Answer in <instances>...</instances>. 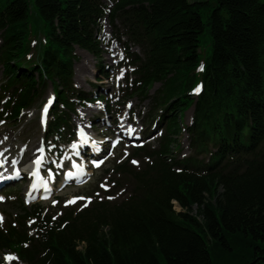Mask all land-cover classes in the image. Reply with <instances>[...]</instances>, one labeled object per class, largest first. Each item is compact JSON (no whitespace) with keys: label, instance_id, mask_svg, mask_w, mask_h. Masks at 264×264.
I'll return each mask as SVG.
<instances>
[{"label":"trees","instance_id":"1","mask_svg":"<svg viewBox=\"0 0 264 264\" xmlns=\"http://www.w3.org/2000/svg\"><path fill=\"white\" fill-rule=\"evenodd\" d=\"M34 16L45 29L32 47ZM105 21L140 49L124 51L134 67L131 96L147 98L160 84L148 118L161 131L158 145L132 148L152 162H115L134 185L121 201L68 207L57 220L20 202L0 226V250L25 264H215L216 244L229 264H264V0H0V121L22 118L51 84L46 137L73 141L71 115L95 100L75 85L76 48L100 57ZM205 31L212 53L201 60ZM184 132L190 154L180 157Z\"/></svg>","mask_w":264,"mask_h":264},{"label":"rangeland","instance_id":"2","mask_svg":"<svg viewBox=\"0 0 264 264\" xmlns=\"http://www.w3.org/2000/svg\"><path fill=\"white\" fill-rule=\"evenodd\" d=\"M201 13L204 20L207 21V11L204 5H201ZM33 24L32 47L37 43L40 44L41 38L44 40L45 29L42 21L35 16ZM119 36H121V31L120 33L115 32L110 23L106 21L101 34L103 53L100 57L79 47L76 48L79 60L75 64V85L82 91L95 94V101H87L85 104L79 105L76 113L71 115L70 124L76 129L80 124L85 125L86 132L96 140L93 151L101 153L103 158V163L99 168L90 169L85 182H71L64 185L66 170H71L75 164H79L85 158L83 143L76 138L73 143L59 144L60 150L56 151L59 140L52 137L47 138V131L39 123V110L43 102L47 97L53 96L51 84L46 88L43 98L34 107L25 111L22 118L12 122L3 120L0 123V148L7 150L8 157L21 159L18 163L20 169L32 162L36 154H44L46 164L55 170L58 180L51 198L45 201L37 198L30 204H26L24 198L30 180V174L26 170L27 172L22 174L21 179L3 190L6 200L0 201V226L7 218L14 219V216L19 212L20 202L28 207L41 204L43 216L49 214L53 220H57L64 215L65 211L67 212L68 207L88 206L93 200L109 199V197H113L110 200L121 201L128 196L134 185L130 177L121 174L119 169H113L115 162H124L127 158L131 160V163L136 161L137 163L134 164L136 166L152 162L143 156H134L131 146L133 144L129 139H125L118 146L112 148L116 143L117 136L125 135L120 132L121 128L126 132L130 127L133 129L128 125H133L137 132H141L140 134L147 139H144L146 143L152 144L153 147L158 145L160 136L159 129L155 130L156 119H153V122L148 119L151 110L150 97L153 96L160 84L157 83L150 89L147 98L144 94L131 96L134 91V67L126 60L124 51L128 48L131 52H140V49L129 43L125 37L119 38ZM211 53L212 37L209 32L205 31L200 35L199 57L204 60ZM101 67L107 68L108 78L100 79L102 77ZM122 72L123 74H121ZM3 75V66L0 64V83ZM99 95H103L105 98L96 100ZM192 115L193 108H190L184 113L183 124H190ZM49 119L52 120L53 116L51 115ZM111 120H113L112 125L110 124ZM128 120L132 121V124ZM39 149H43V151H39ZM189 154L188 134L184 132L181 137V145L179 149H176L175 155L184 157ZM8 170L11 172L12 168L8 166ZM81 197L84 199H80ZM175 207L178 210L181 209L178 203L175 204ZM29 225L33 226V221H30ZM34 231L32 229V232ZM244 243V239L239 240L236 246V255L234 256L239 255V262H244V257L240 256L247 255V247ZM209 246L215 264L230 263L229 253L226 250L216 244H209ZM7 257H12V259H7ZM18 262L20 259L16 254L0 250V264H17Z\"/></svg>","mask_w":264,"mask_h":264},{"label":"snow or ice","instance_id":"3","mask_svg":"<svg viewBox=\"0 0 264 264\" xmlns=\"http://www.w3.org/2000/svg\"><path fill=\"white\" fill-rule=\"evenodd\" d=\"M201 70H203V66H201ZM121 74H123V72ZM200 90H201L200 87H197L194 91L196 93H199ZM53 101H54V98L50 97L48 102L45 104V106L43 108V113L45 115L48 113L49 107L52 105ZM0 123H2V121H0ZM134 131H135V129L129 128V132H134ZM39 151H43V149H39ZM36 163H40V160H37ZM136 163H137L136 161H133V164H136ZM101 186L103 187L104 185H101ZM0 199H3V198L0 197ZM80 199H84V198L81 197ZM109 199H113V197H109ZM70 203H71V201H70ZM7 259H12V257H7Z\"/></svg>","mask_w":264,"mask_h":264},{"label":"bare ground","instance_id":"4","mask_svg":"<svg viewBox=\"0 0 264 264\" xmlns=\"http://www.w3.org/2000/svg\"><path fill=\"white\" fill-rule=\"evenodd\" d=\"M129 121V120H128ZM129 122H132V121H129ZM110 124L112 125L113 124V120H111L110 121ZM121 133L123 132V133H125L126 135H128L125 131H123V129L121 128V131H120ZM81 145H82V143H81ZM13 150V149H12ZM14 151V150H13ZM4 153H6V155L8 154V152H7V150L6 149H4ZM23 154H24V152H23ZM39 155V154H38ZM7 165H9L11 168H12V170L13 169H15V168H17L18 167V162L19 161H21V159L20 158H16V159H12V158H10V157H7ZM28 163V162H27ZM84 165H85V163H83ZM75 166H77V165H75ZM74 166V167H75ZM20 171H21V173L20 174H24V173H26V166H24L22 169H20ZM13 172H14V170H13ZM25 176H26V174H25ZM28 191V190H27Z\"/></svg>","mask_w":264,"mask_h":264}]
</instances>
